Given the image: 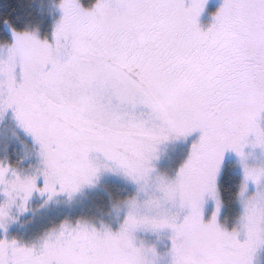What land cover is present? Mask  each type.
Masks as SVG:
<instances>
[{
    "label": "snow or ice",
    "instance_id": "snow-or-ice-1",
    "mask_svg": "<svg viewBox=\"0 0 264 264\" xmlns=\"http://www.w3.org/2000/svg\"><path fill=\"white\" fill-rule=\"evenodd\" d=\"M211 2L0 7V264H264V0Z\"/></svg>",
    "mask_w": 264,
    "mask_h": 264
},
{
    "label": "rangeland",
    "instance_id": "rangeland-1",
    "mask_svg": "<svg viewBox=\"0 0 264 264\" xmlns=\"http://www.w3.org/2000/svg\"><path fill=\"white\" fill-rule=\"evenodd\" d=\"M219 6V0H212L211 2V7L209 8L208 11H214L216 7ZM202 21L204 23L210 22V17L208 16L207 12L203 15Z\"/></svg>",
    "mask_w": 264,
    "mask_h": 264
},
{
    "label": "trees",
    "instance_id": "trees-1",
    "mask_svg": "<svg viewBox=\"0 0 264 264\" xmlns=\"http://www.w3.org/2000/svg\"><path fill=\"white\" fill-rule=\"evenodd\" d=\"M16 0H4L3 5H0V7H5L8 4H15Z\"/></svg>",
    "mask_w": 264,
    "mask_h": 264
}]
</instances>
